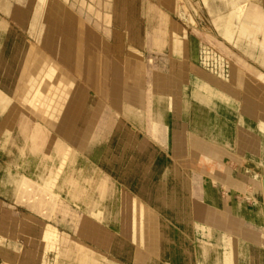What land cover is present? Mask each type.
Returning a JSON list of instances; mask_svg holds the SVG:
<instances>
[{
  "label": "crops",
  "instance_id": "0c3cea01",
  "mask_svg": "<svg viewBox=\"0 0 264 264\" xmlns=\"http://www.w3.org/2000/svg\"><path fill=\"white\" fill-rule=\"evenodd\" d=\"M240 5L231 42L212 22L217 37L189 26L179 34L165 13L146 61L133 46L139 53L127 54L116 30L113 48L98 38L99 51L65 36L58 56L111 107L30 47L19 103L0 89V136L10 141L22 107L60 134L49 136L61 158L2 167L0 195L22 220L20 233H0V264H264V0ZM60 11L58 0H37L31 34ZM23 135L34 153L38 134ZM64 142L82 147L84 161L67 172Z\"/></svg>",
  "mask_w": 264,
  "mask_h": 264
},
{
  "label": "rangeland",
  "instance_id": "374dc122",
  "mask_svg": "<svg viewBox=\"0 0 264 264\" xmlns=\"http://www.w3.org/2000/svg\"><path fill=\"white\" fill-rule=\"evenodd\" d=\"M58 1L65 7V11H60L58 22H51L48 19L50 17L48 13L47 20L45 19L42 23L44 27L41 32L42 35L35 38L31 34L30 24L33 19L37 0H0V2L7 4L6 12H3L0 7V89L6 91L7 95L12 98L11 100L15 104L19 103L17 97L21 89H18V83L26 70L24 66L30 47L40 49L66 67L67 71L75 78L76 90L81 89V91L87 92L90 97L92 96V100L94 98L99 99L102 101L101 105L108 104L107 106L111 107L109 94L103 95L101 91L89 94V91L94 90V88L89 84L91 78H88L86 83L82 68L78 69L73 63L67 62L58 56V48L61 46L66 47L64 41L65 36L71 37L72 35L83 45L87 46L88 44L93 50L99 51L100 38L106 39L109 43V48H113V44L116 42L114 37V31L116 30L121 32L124 44L133 46L143 52L146 61L148 55L154 52L148 47L147 38L159 20L163 18V15L165 13H172L174 15L175 10L173 9H176L177 5H179V9L183 11V15H174V19L177 21V24L173 25L174 30L180 34V26L186 28H188L187 26L197 27L200 32L217 37L211 25V22L213 25L215 24L216 19L208 12L205 0H175V7H170L168 4L166 7L163 4V0ZM10 9L17 12L11 13L9 12ZM46 31L48 33L47 38L52 39L51 43H49L50 45L45 41L44 35ZM193 32L198 33V30ZM89 33L95 37L90 43H88ZM134 38L135 40H133ZM162 52L163 50L157 52L158 56L154 59V64H159L155 60L161 58V55H163ZM77 70L78 73L76 72ZM102 88L98 86V90L105 89V87ZM109 89L107 88L108 92ZM98 107L100 108L101 106L99 105ZM111 110L109 111L115 114L114 109ZM97 112H99V109ZM74 115L78 118V111ZM1 116L2 114L0 112ZM10 116L11 113L7 116L5 122L9 120ZM16 120L20 122V125L14 126L10 141L3 140L5 138L3 134L0 136V171L3 166L11 164L19 165L21 163H28L33 167L36 165L39 167L41 165L51 167L50 165L57 163L61 157L56 151V142L52 143L51 140L53 137L49 135H55L56 141L57 139H62L60 134L55 130L52 131L42 121L22 107ZM76 121L78 122L79 120L76 119ZM75 128V132L77 133L86 132L88 128L86 133H89L91 127L77 126ZM23 134H26L28 137L32 134H38V141L35 143L36 147L34 148L36 151L34 153L30 150L32 146L31 142L29 140L23 141ZM64 143L70 146V152L72 153L65 160L64 166L67 172L74 166L83 164L84 161L82 158L83 153L80 150L82 147L78 148L76 145L75 147H71V142ZM21 147H24L23 155L20 152ZM5 153H8V155L5 156ZM2 177L3 174L0 173V179ZM21 210L19 207L15 208L14 206L8 205L3 195H0V233H20L22 220L20 216Z\"/></svg>",
  "mask_w": 264,
  "mask_h": 264
},
{
  "label": "bare ground",
  "instance_id": "6f19581e",
  "mask_svg": "<svg viewBox=\"0 0 264 264\" xmlns=\"http://www.w3.org/2000/svg\"><path fill=\"white\" fill-rule=\"evenodd\" d=\"M212 2V3H210ZM213 2L218 3L217 6L213 9ZM241 0H205V4L207 7L208 12L216 19L214 27L217 30L218 34L225 40L231 42L238 30L241 13L245 6L240 5ZM167 7V4L164 3ZM245 4V3H244ZM246 5V4H245ZM181 6V5H180ZM185 6V5H183ZM76 7V6H75ZM220 7H223L222 10ZM152 9V8H151ZM174 15L181 16L183 15V11L179 9V5H177ZM151 12V11H150ZM185 12V10H184ZM167 14V13H166ZM169 17V16H168ZM164 18V17H163ZM169 18L166 16V20L168 21ZM177 21L173 20V25H176ZM159 29V28H158ZM216 32V33H217ZM217 34V35H218ZM235 40V39H234ZM164 43V42H163ZM127 54L133 55V53H139L136 49L132 48L131 46L127 47L126 49Z\"/></svg>",
  "mask_w": 264,
  "mask_h": 264
}]
</instances>
